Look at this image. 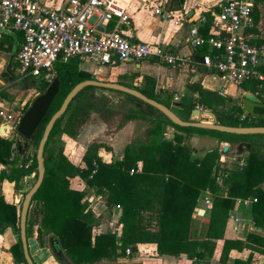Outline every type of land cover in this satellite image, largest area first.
<instances>
[{
    "label": "trees",
    "instance_id": "16d2710c",
    "mask_svg": "<svg viewBox=\"0 0 264 264\" xmlns=\"http://www.w3.org/2000/svg\"><path fill=\"white\" fill-rule=\"evenodd\" d=\"M184 1L180 0L179 8L183 7ZM262 3L264 0H254L256 24L261 18ZM219 8L216 5L205 12L209 18L201 27L205 36L211 35V13ZM251 32L259 33L257 27ZM14 41L13 36L2 35L0 48L10 52ZM250 42L264 44V37L251 38ZM208 52L207 45L196 48L195 60L203 62ZM80 64L78 58L55 63L53 80L60 81V89L28 141L27 148L18 151L13 147L14 141L0 137V164L3 165L0 168V183L9 181L14 183L16 191H20L27 177L34 176L37 180V148L48 121L76 84L86 79H96ZM15 65L13 63L12 72H15ZM140 76L142 80L136 83ZM127 77L130 81L120 83L134 87L170 107L184 120H193L192 111L199 107L214 112L217 121L223 125L264 126L262 116L247 115L241 120L244 109L240 100L207 89L200 83L187 85V92L176 100L174 92L158 89L157 79L152 75L134 72ZM26 78L29 87L35 88L38 95L44 93L53 81L44 76L34 81L32 77ZM242 86L264 103V88L256 80L246 81ZM100 91L123 94L132 105L124 107L100 94ZM256 111L264 113V108H256ZM94 115L116 130L122 129L132 120L142 121L148 125L146 139L128 143L122 156L109 162L103 160L100 150L113 151L112 146L106 142L92 141L82 157L83 163L75 164L65 153L64 136L77 139ZM168 126L175 129L171 138L166 135ZM206 135L217 138L220 143L203 155H198L190 138ZM222 142L234 144L236 148L244 143L247 154L243 165L234 162L230 166L222 161ZM31 145H34L35 150L29 152ZM44 155L45 178L30 204L27 234L29 237L34 226H37L42 236L56 237L71 264L116 261L126 255L127 248L136 251L139 243H155L161 255L185 254L194 264H201L213 253L212 239L224 238L229 212L239 197L258 198L253 204V217L257 225L264 227V190L261 185L264 182V134L244 135L180 126L157 108L131 94L87 86L71 101L64 115L56 120ZM139 163H142L140 170ZM76 177L82 179L88 189L73 188L71 181ZM207 189L214 194L213 204L200 216L201 219L195 218L201 195ZM90 193L101 197L109 209L121 206L119 223L122 229L119 236L116 233L99 232L102 216H97L91 207ZM22 202L19 205L10 203L3 192L0 193V233L11 227L20 234ZM44 242L42 238V246ZM260 246H264V235L260 233L250 232L245 240L224 238L221 261H225L234 248L264 252ZM11 252L16 264H27L20 235L19 240L12 245Z\"/></svg>",
    "mask_w": 264,
    "mask_h": 264
},
{
    "label": "built area",
    "instance_id": "2783aa9c",
    "mask_svg": "<svg viewBox=\"0 0 264 264\" xmlns=\"http://www.w3.org/2000/svg\"><path fill=\"white\" fill-rule=\"evenodd\" d=\"M149 1V0H144ZM157 3L154 14L159 21L175 17L165 8L169 0H153ZM131 0H68L63 8H54L42 0H0V31L21 32L17 61L23 77H41L52 81L53 69L59 60L78 58L100 66H114L124 61L158 59L170 66H177L185 57L162 43L136 41L132 32L129 11ZM219 10L212 11V33L205 36L201 27L208 22L203 14L191 25L188 41L194 48L208 46L203 63L241 86L256 80L264 88V44L250 42L251 30L257 26L254 0H223ZM189 19H180L184 25ZM114 25L110 27V23ZM254 94V93H253ZM256 95V94H255ZM257 96V95H256ZM177 100V98H176ZM202 109V108H201ZM24 112H14L0 97V120L17 128ZM249 115L245 110L244 120ZM210 117V116H209ZM238 164L244 157L233 156ZM142 163H139V170ZM90 205L97 216L114 214L120 205L109 209L101 197L90 195ZM214 194L207 189L204 203L211 206ZM255 196L239 197L236 206H252ZM237 225L243 223L239 216L231 215ZM133 253L126 249V255Z\"/></svg>",
    "mask_w": 264,
    "mask_h": 264
},
{
    "label": "crops",
    "instance_id": "0c3cea01",
    "mask_svg": "<svg viewBox=\"0 0 264 264\" xmlns=\"http://www.w3.org/2000/svg\"><path fill=\"white\" fill-rule=\"evenodd\" d=\"M42 1L45 4L58 9L63 8L68 0ZM217 4V0H185L183 7L179 8L180 0H169L164 6L173 14L175 18L162 22L159 21L158 17L154 14V9L157 5L156 2L153 0H131L129 11L132 23L130 27H125L126 31L132 32V38L136 41L162 43L168 45L174 51L182 54L185 57V61L177 66L167 65L158 59H150L143 61H124L109 67L100 66L86 61L81 62L80 67L92 73L94 76L97 75L98 78L106 79L107 81H130V78L127 76L134 72H139L141 75H152L157 79L158 89L174 92L175 99L177 98V100H179L185 92H187V85L200 83L207 89L217 90L223 95L231 96L234 100H240L242 102L244 97L243 94L246 90L234 84L224 75L211 70V68L207 67L203 62L195 60L194 52L196 48H194L188 41V34L191 25L198 22L201 15L205 14L206 11L212 9ZM260 11L261 18L256 26L259 33H253L252 38L264 37V12L262 11L261 6ZM185 17H187L189 21H187L184 25H180V22L178 21H180V19H184ZM113 25L114 22H111L110 27ZM6 34L13 36L15 41L13 50L10 52L0 48V97L12 111L17 113L20 111L25 112L27 106L29 105L30 92H32V89L35 88L29 87V80H26V77H23L22 75L17 76L16 71H11L13 63H16V66L18 67L17 54L22 40V33H6L0 31V38L2 35ZM6 80L11 82L5 84L3 81ZM141 80L142 76L136 79V83ZM205 121L213 122V120ZM137 123V120L128 122L122 129L115 132L114 135L107 134L105 136L106 140L111 143L124 141L125 148L128 143L132 142L134 134L133 126ZM2 125L3 122L0 120V128ZM87 126L88 123L82 129L80 136L84 134L85 129H88ZM174 132L175 129L168 126L166 132L167 137L171 138ZM0 137L2 136L0 135ZM77 139H73L67 135L64 136V140L67 144H74ZM190 139V142H192L194 147H196L197 144H202L208 147L207 150L220 143L217 138L209 135L192 136ZM224 143L226 142L221 143L222 147L224 146ZM235 149L236 150L232 153L224 152V154H222V161L227 162L230 166L235 162L232 159L234 154L239 153L238 147ZM207 150L198 152V154L203 155ZM246 154L247 153L244 150L241 156L244 157ZM0 165V168H2L3 165ZM261 185L264 190V182ZM73 188L82 190L77 187ZM0 189L8 202L19 205V196L21 197L22 190L16 191L14 183L4 181L0 183ZM205 192L206 190L202 193L198 210L194 213L195 218L201 219L200 216L202 215L199 214L200 209H204L206 213L207 209L212 206L204 203L203 197ZM106 215H108L109 218L108 220H103L101 218L99 232L116 233L117 236H119L122 229V225L119 223L121 210H116L115 215L112 213ZM231 215L241 217L244 222L237 225L235 219L231 217ZM250 232L264 235V227L257 225L254 221L253 205H241L237 207L235 204L234 208L229 212L224 238L245 240ZM224 238L212 239V242L214 243L213 253L210 257L204 259L201 264H264V252L249 248H234L230 251L228 258L225 261H221ZM18 240V234L11 227L4 229V231L0 233V264H16L11 252V247ZM28 242L31 256L36 263L62 264L53 253L44 255V250L40 248L37 240L28 238ZM137 247V250L131 255L119 257L116 261L102 260L96 264H194L193 260L189 259L185 254H182L181 256L159 254L155 243H139ZM260 247L264 250V246Z\"/></svg>",
    "mask_w": 264,
    "mask_h": 264
},
{
    "label": "water",
    "instance_id": "95a60500",
    "mask_svg": "<svg viewBox=\"0 0 264 264\" xmlns=\"http://www.w3.org/2000/svg\"><path fill=\"white\" fill-rule=\"evenodd\" d=\"M87 86H95L98 88H106V89H113L118 90L124 93L131 94L144 102L152 105L153 107L160 110L167 118H169L174 124L185 126V127H199V128H206V129H213L217 131L229 132V133H236V134H264V126H227L220 124L217 121V115L208 110H202L199 108H195L192 111V115H208L214 118V122H206L202 120H184L182 119L176 112H174L170 107L164 105L163 103L152 99L146 96L140 90L127 86L123 83L116 82V81H105L100 79H86L78 84H76L72 90L68 93L66 98L64 99L61 107L52 115L50 120L48 121L43 135L41 137L40 143L37 148V163H38V177L32 187L23 195L22 197V208H21V215H20V239L23 245L24 256L27 261V264H37L31 256L30 249H29V242H28V234H27V221H28V214L30 209V204L34 194L39 190L41 187L46 173V165H45V146L48 141L49 135L51 130L56 122L57 119L62 117L66 112L69 104L71 101L76 97L78 93H80L85 87ZM60 89V81L58 79H54L47 90L38 95L30 107L24 112L23 116L20 119V122L16 129H14L11 125L7 123H3L0 128V135L4 138L9 139L10 141H14L13 147L16 148L18 151H21L23 148H27L28 141L32 138L33 134L35 133L37 127L45 117L46 113L48 112L51 103L53 102L54 98L56 97L57 93ZM242 106L243 109L253 117H264V113H259L256 111V108L263 107L264 103L261 99L253 94L252 92L246 91L243 94ZM236 146H232L230 143L226 142L223 146V151L226 153L234 152ZM239 153H235L234 156H241L244 152L245 145L244 143L238 145ZM34 150V145L29 147V152ZM205 213L204 209L199 210V214L203 215ZM50 245L53 250L55 257L62 263V264H71L67 256L65 255L59 240L56 237L50 238Z\"/></svg>",
    "mask_w": 264,
    "mask_h": 264
},
{
    "label": "rangeland",
    "instance_id": "374dc122",
    "mask_svg": "<svg viewBox=\"0 0 264 264\" xmlns=\"http://www.w3.org/2000/svg\"><path fill=\"white\" fill-rule=\"evenodd\" d=\"M217 1H218L217 5H220L223 2V0H217ZM260 6H261L262 11L264 12V3L260 4ZM14 68H15L17 76H21V73L19 71V65H18V67L15 65ZM102 76H104V75H102ZM95 77H96V79H100L97 77V75H95ZM37 78L38 77H32L31 80L34 81V80H37ZM100 80L107 81L106 79H100ZM3 82L5 84H8L11 81L6 80ZM14 86H15V84H14ZM240 87L243 88L242 85ZM32 90L33 91L30 92V96H29V104H30V102L33 101V99L35 97L38 96V92L35 89H32ZM99 93L106 95L107 97L111 98L113 100V102L119 103V104L123 105L124 107H128V106L132 105L131 103L126 101V98L123 94H120L117 92H111V91H100ZM229 105H231V104H229ZM192 118L196 119V120H202V121L213 120V122H214V118L212 116L209 117L208 115H203V114H201V115L194 114V115H192ZM147 127H148V125L146 123H144L142 121H138V123L135 126H133L134 134H133L132 141H136V142L144 141L146 139L145 131H146ZM87 128L88 129H85L84 134L81 135L77 139V141L74 142V144H69V143L67 144V142L65 141V153H67L68 157H70L71 160L75 164L81 165L83 163L82 157L86 151L88 144L92 141H95V140L105 141L108 145L112 146V148H113V151H108L104 148H102L100 150V155L102 156L103 160L109 162V161L115 160V159L122 156L123 151H124V145H125L124 141L123 142L119 141L118 143H113V142L111 143L108 140H106V138H105V136L107 134L114 135V133L117 132L118 130H116L113 127L108 126V124L105 123L97 115H94L93 119L90 122H88ZM190 141H191V139H190ZM190 143L192 145V142H190ZM231 145L234 147L236 146L234 144H231ZM207 148H208L207 146L202 145V144H197L195 147L197 154H198V152L207 150ZM34 150H32V151H34ZM35 181H36V179L34 176L27 177L23 181V190L21 191L22 195H21V197L19 196L20 201L22 200V198H23L22 196L24 195V193L27 192L32 187V185L34 184ZM71 185L73 187L81 188L82 190L88 189V186L86 185V183L82 179H80L79 177L74 178L71 181ZM1 192H2V190L0 189V193ZM90 195H93V193H90ZM108 218H109L108 215L103 214V217H102L103 220H108ZM18 237H19V234H18ZM28 238H31L33 240H37L40 248H42L44 250V255H48L50 253H53V250H52L51 245H50V236L46 235V234H44L42 236L39 233L37 226H34L32 232H31V235ZM42 238L45 240L44 246H42V244H41ZM2 261H4V260H2ZM37 264H39V263H37Z\"/></svg>",
    "mask_w": 264,
    "mask_h": 264
}]
</instances>
